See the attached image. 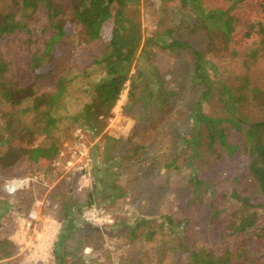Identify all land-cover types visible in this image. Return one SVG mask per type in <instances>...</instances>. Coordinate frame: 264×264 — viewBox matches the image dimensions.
<instances>
[{
    "label": "rangeland",
    "instance_id": "374dc122",
    "mask_svg": "<svg viewBox=\"0 0 264 264\" xmlns=\"http://www.w3.org/2000/svg\"><path fill=\"white\" fill-rule=\"evenodd\" d=\"M73 1H54L63 11L59 20L70 33L42 70V76L53 70L47 77L30 83L28 68L32 46H37L35 38L39 40L51 33L46 9L32 12L34 37L15 34L0 41V58L10 63L0 81V131L7 114L14 113L19 118L14 136L0 147V236L11 239L17 253L0 264H55L53 249L64 225L61 203L74 209L76 226L67 242L68 251L74 254L68 260L72 264H186L184 250L164 230L154 231L156 235L146 240L145 229L138 230L135 236L130 235L129 229L145 220L157 225L165 215H175L178 220L184 216V202L175 198V177L167 164L176 157L184 160L179 142L189 136L191 111L203 92L193 81L194 52L205 53L217 65L218 73L213 78L218 84L238 85L239 77L248 75L251 83L264 91V35H257L259 38L251 45L250 50L257 51V56L250 61L248 51L231 55L219 37H213L214 47H209L206 33L199 27L202 18L192 10L176 2L141 0L137 11L143 45L147 39L157 38L185 47L170 51L156 45L148 56L140 50L132 70V74H142L137 96L152 91L153 98L129 103L128 89L125 90L99 137L85 127L62 123L57 132L60 154L50 169L35 173L25 151L44 144L46 139L36 131L33 115H25L23 105L15 106L3 92L18 94L30 89L39 94L50 93L56 88L63 66L72 65L74 72L94 68L93 61L103 47H91L82 59L79 57L76 45L81 32L69 22ZM18 2L0 0V17L17 13L21 7ZM80 97L76 93L75 101ZM219 108L218 97L204 104L206 112ZM254 112H249L253 120L264 118V112ZM26 179L31 180L28 187L8 193V182ZM100 179L106 180L107 187L101 185ZM95 184L99 192L91 206ZM114 185L122 189L123 197L110 190ZM88 208L109 215L112 222H87L83 212ZM31 213L37 214L35 220L29 219ZM200 215L198 211L192 224L194 230L205 227L214 236L219 235L220 229L209 228L206 217L197 218Z\"/></svg>",
    "mask_w": 264,
    "mask_h": 264
},
{
    "label": "trees",
    "instance_id": "16d2710c",
    "mask_svg": "<svg viewBox=\"0 0 264 264\" xmlns=\"http://www.w3.org/2000/svg\"><path fill=\"white\" fill-rule=\"evenodd\" d=\"M54 1L19 0L21 7L17 13L0 17L1 41L15 34L34 37L32 12L41 7L48 12L51 33L39 40L35 38L37 46H32L28 65L30 83L52 73L50 70L42 76L58 45L62 46L70 33L59 20L63 11ZM162 1L176 2L199 15L202 18L199 27L206 33L209 47H214L216 36L231 55L248 51L250 61L255 60L257 51L250 48L264 35V0ZM140 2L74 0L69 22L81 32L76 45L79 57L82 59L91 47H103L93 61L94 68L74 72L72 65L63 66L56 88L50 93L39 94L30 89L18 94L3 92L15 106L23 105L25 115H33L36 131L46 139L44 144L25 151L33 172H46L60 154L57 132L62 123L68 121L71 126L85 127L99 137L125 90L128 89L129 103L153 98L152 91L137 96L142 74L140 71L132 74V70L139 51L148 56L156 45L174 51L185 44L149 38L143 45L137 11ZM194 56L193 81L203 92L191 111L189 136L179 142L184 160L176 157L167 164L175 177V198L184 202V216L178 220L175 215H165L157 225L140 221L129 233L135 236L138 230L145 229L147 240L156 235L154 231L164 230L184 250L186 264H264V118L253 120L249 116L252 110L264 112V91L253 85L248 75L239 77L238 85L218 84L213 78L218 73L217 65L205 53L194 52ZM9 65L0 58V81ZM76 93L81 95L78 101L74 99ZM216 97L220 101L219 110L206 112L204 104ZM84 99L87 101L83 103ZM70 105L74 111L69 109ZM18 122L17 115L7 114L0 131V147L14 136ZM99 181L107 187L106 180ZM110 190L124 196L119 186L114 185ZM97 192L98 184H95L89 205H93ZM60 211L64 225L53 249L55 264H72L68 260L74 254L68 251L67 242L76 226L74 209L61 203ZM198 211L201 215L197 218L206 217L207 226L219 228V235L214 236L205 227L194 230L192 224ZM16 253V244L0 236V262Z\"/></svg>",
    "mask_w": 264,
    "mask_h": 264
},
{
    "label": "built area",
    "instance_id": "2783aa9c",
    "mask_svg": "<svg viewBox=\"0 0 264 264\" xmlns=\"http://www.w3.org/2000/svg\"><path fill=\"white\" fill-rule=\"evenodd\" d=\"M31 180H13L7 183L6 189L9 194H15L21 189H24L29 186ZM100 213L96 208H88L83 212L84 219L87 222H91L93 224H98L101 221H105V223H111L112 218L109 215H105ZM37 218V214L31 213L29 215L30 220H35Z\"/></svg>",
    "mask_w": 264,
    "mask_h": 264
}]
</instances>
